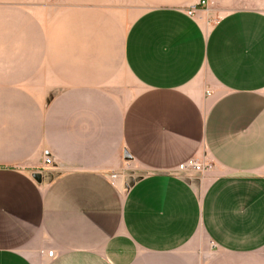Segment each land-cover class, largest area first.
<instances>
[{"label":"crops","instance_id":"0c3cea01","mask_svg":"<svg viewBox=\"0 0 264 264\" xmlns=\"http://www.w3.org/2000/svg\"><path fill=\"white\" fill-rule=\"evenodd\" d=\"M104 2L0 15V264H264V11Z\"/></svg>","mask_w":264,"mask_h":264},{"label":"rangeland","instance_id":"374dc122","mask_svg":"<svg viewBox=\"0 0 264 264\" xmlns=\"http://www.w3.org/2000/svg\"><path fill=\"white\" fill-rule=\"evenodd\" d=\"M31 5L45 4L49 1L61 5V14L64 19L69 18L72 8V0H27ZM187 0H105L100 3L106 14L101 13L105 18H110L112 27L116 29L118 35L122 36L123 31L129 30L132 23L137 17L144 12L162 6H183V2ZM204 4H199L198 0H191V3L185 8L193 10V16L200 21L206 28H211L217 20H219L226 11L234 8H254L264 11V0H205ZM24 5L23 0H0V15H23L15 13L17 8ZM99 4H95L94 6ZM6 7V8H5ZM8 8V9H7ZM9 10V12H7ZM13 11V12H11ZM6 12V13H4ZM45 15V14H42ZM59 15V14H56ZM14 19V18H13ZM136 88V87H134ZM130 165L127 167L129 168ZM138 174H133L131 177H137ZM126 178V180H129Z\"/></svg>","mask_w":264,"mask_h":264},{"label":"built area","instance_id":"2783aa9c","mask_svg":"<svg viewBox=\"0 0 264 264\" xmlns=\"http://www.w3.org/2000/svg\"><path fill=\"white\" fill-rule=\"evenodd\" d=\"M199 4H204L206 1L205 0H198ZM188 13L193 16L194 11L193 10H188ZM46 164H51L50 158L45 159ZM214 166L211 162H203L197 158H191L183 163H181L178 166V171L181 173H197V174H204L210 170H213ZM121 178V174H116L113 173L111 174V180L112 183H115ZM42 254H46L47 258L49 260L54 259V252L52 250H48L47 252L43 251Z\"/></svg>","mask_w":264,"mask_h":264},{"label":"water","instance_id":"95a60500","mask_svg":"<svg viewBox=\"0 0 264 264\" xmlns=\"http://www.w3.org/2000/svg\"><path fill=\"white\" fill-rule=\"evenodd\" d=\"M34 178L37 180V181H41V175L40 174H36L35 176H34Z\"/></svg>","mask_w":264,"mask_h":264}]
</instances>
